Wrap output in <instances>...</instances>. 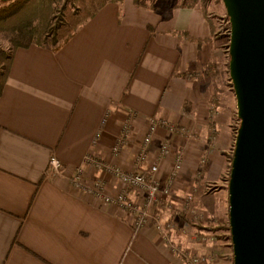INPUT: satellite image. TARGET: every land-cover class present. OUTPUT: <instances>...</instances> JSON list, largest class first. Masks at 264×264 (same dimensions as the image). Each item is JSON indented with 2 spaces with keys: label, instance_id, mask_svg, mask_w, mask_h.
Masks as SVG:
<instances>
[{
  "label": "crops",
  "instance_id": "0c3cea01",
  "mask_svg": "<svg viewBox=\"0 0 264 264\" xmlns=\"http://www.w3.org/2000/svg\"><path fill=\"white\" fill-rule=\"evenodd\" d=\"M212 29L198 5L138 8L122 0L102 7L54 52L37 46L14 52L0 95V264H185L152 220L133 230L128 214L70 183L88 154L131 171L151 119L187 133L159 127L149 145L143 172L163 141L182 158L174 193L161 198L155 214L173 224L171 240L180 248L215 255L206 264L224 260L235 137L228 99L214 87ZM124 124L125 145L113 155ZM51 157L62 166L57 174L48 170ZM156 163L153 177L164 186L171 158ZM85 176L87 183L102 181L107 193L120 189L105 172L86 168ZM214 183L216 190L206 191Z\"/></svg>",
  "mask_w": 264,
  "mask_h": 264
},
{
  "label": "water",
  "instance_id": "95a60500",
  "mask_svg": "<svg viewBox=\"0 0 264 264\" xmlns=\"http://www.w3.org/2000/svg\"><path fill=\"white\" fill-rule=\"evenodd\" d=\"M220 1L230 26L227 68L240 124L227 181L232 264H264V0Z\"/></svg>",
  "mask_w": 264,
  "mask_h": 264
},
{
  "label": "built area",
  "instance_id": "2783aa9c",
  "mask_svg": "<svg viewBox=\"0 0 264 264\" xmlns=\"http://www.w3.org/2000/svg\"><path fill=\"white\" fill-rule=\"evenodd\" d=\"M226 29L227 36H230V26L227 18ZM159 127H164L170 132L178 134L187 133L184 129L176 128L171 123L163 120H150L145 128L138 149L132 156L131 171H123L117 166L107 164L101 161L98 157L92 154L85 156L83 164L77 167L70 178L71 185L76 189L84 192L91 198L108 206L118 208L120 211L126 213L130 217V226L133 230H138L147 225L149 220L154 222L156 233L167 244L169 250L175 256H178L185 264H206L215 259V255H203L200 253L188 251L180 248L176 242L171 240V233L174 229L170 222H162L158 214H155V208L162 206L161 198L168 197L175 184L176 178L181 170L182 158L179 152H174L167 141L160 143L156 153L155 162L150 164L146 172L141 170V166L148 159L149 145L153 136ZM129 132V126L124 124L119 135L116 137L111 153L113 155L119 154L121 148L125 145L126 137ZM233 153V149L232 152ZM171 158L172 167L169 172L168 180L164 186L160 185L153 177L157 171V161L165 158ZM206 163L205 159H201L195 170V177L198 178ZM61 164L55 157H51L48 161V170L51 173L57 174L61 171ZM88 168L93 171H102L109 174L120 185V189L114 193H107L105 185L100 180H94L90 183L86 182L85 169ZM216 190V184L206 186V191L211 192ZM135 192L138 195L137 200H133L129 192ZM189 201V198L187 199ZM192 214H194L192 212ZM194 218H200L199 214H194Z\"/></svg>",
  "mask_w": 264,
  "mask_h": 264
},
{
  "label": "trees",
  "instance_id": "16d2710c",
  "mask_svg": "<svg viewBox=\"0 0 264 264\" xmlns=\"http://www.w3.org/2000/svg\"><path fill=\"white\" fill-rule=\"evenodd\" d=\"M121 1L10 0L0 2V42L7 44L6 48L0 46V95L12 56L17 49L37 46L54 52L102 7L111 2ZM133 3L138 8L146 7L142 0H133ZM181 6L186 5L181 4ZM231 159L232 155L228 158L227 179ZM227 230H229L228 226ZM227 239L230 241V235Z\"/></svg>",
  "mask_w": 264,
  "mask_h": 264
},
{
  "label": "rangeland",
  "instance_id": "374dc122",
  "mask_svg": "<svg viewBox=\"0 0 264 264\" xmlns=\"http://www.w3.org/2000/svg\"><path fill=\"white\" fill-rule=\"evenodd\" d=\"M143 3L146 6L150 7H157V5L164 4L165 6H181V4H185L186 6H193V5H198L201 7L202 10H204V13L208 15L209 20L212 21L213 23V29H212V36H213V41L217 46V54H218V69L216 76L214 77V87L217 89L218 93L217 94L220 98L224 97L228 99V103L230 105L231 109V119H230V130L232 132V135L235 137L236 131L239 127V121L236 117V107H235V98L232 90V86L228 77V44H229V36H227L226 29L228 27V24L226 23L227 21V16L225 13V9L223 7V4L220 0H142ZM194 1L196 3H194ZM0 46L2 48H6L7 44L5 42H0ZM225 101V100H224ZM143 134V133H142ZM232 149H233V142L230 144V150L228 151V158L230 155H232ZM175 187V184L173 186V189ZM171 190V194L174 190ZM174 193V192H173ZM170 194V195H171ZM214 198L215 196H212L211 199ZM173 197L171 196L168 201L172 200ZM168 214L172 213V209L167 210ZM194 214L190 213V217H193ZM200 215V214H199ZM201 218V215H200ZM227 227V226H226ZM221 240L222 242H229L230 241L227 239V237L223 236ZM224 242V243H225ZM229 249L226 251H223L225 254L220 262L223 264H232V259H231V248L230 245L228 244Z\"/></svg>",
  "mask_w": 264,
  "mask_h": 264
}]
</instances>
